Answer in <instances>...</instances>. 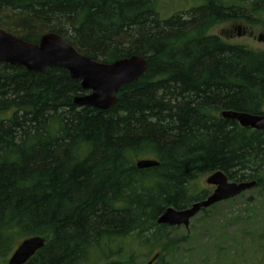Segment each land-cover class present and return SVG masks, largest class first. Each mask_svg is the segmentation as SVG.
<instances>
[{"label":"trees","instance_id":"1","mask_svg":"<svg viewBox=\"0 0 264 264\" xmlns=\"http://www.w3.org/2000/svg\"><path fill=\"white\" fill-rule=\"evenodd\" d=\"M221 1L161 19L154 0H0V29L25 42L52 33L99 63L147 62L105 111L74 105L85 91L62 68L34 74L0 63V260L34 236L45 245L27 264H130V237L166 255L167 226L157 220L209 195L194 189L200 176L220 171L264 192V129L220 116L262 113L264 50L209 33L262 12L264 0L235 11ZM142 159L158 165L138 169Z\"/></svg>","mask_w":264,"mask_h":264},{"label":"water","instance_id":"2","mask_svg":"<svg viewBox=\"0 0 264 264\" xmlns=\"http://www.w3.org/2000/svg\"><path fill=\"white\" fill-rule=\"evenodd\" d=\"M0 63L22 67L34 74L41 73L47 68H62L67 71L71 79L79 81L81 89L87 92L74 97L73 104L101 111L112 108L119 90L138 79L147 66L146 59L141 56L120 59L112 64L98 63L78 53L55 34H45L38 44H30L1 29ZM220 116L223 119L236 121L243 128L254 130L264 128V110L261 115L224 111ZM157 165L158 163L152 160H140L136 163L138 169H148ZM206 182L214 187L209 197L182 211L166 209L158 218L157 224L188 227L190 219L202 209L233 199L256 184L254 181L230 183L222 172L214 173ZM44 243V239L37 236L25 239L12 253L7 264H26L44 246ZM154 260L155 258L146 264H152Z\"/></svg>","mask_w":264,"mask_h":264},{"label":"rangeland","instance_id":"3","mask_svg":"<svg viewBox=\"0 0 264 264\" xmlns=\"http://www.w3.org/2000/svg\"><path fill=\"white\" fill-rule=\"evenodd\" d=\"M234 1L222 0L228 5ZM196 4H200L199 0H154L153 8L161 19H166ZM257 20L264 23V17ZM256 24L255 31L258 34L264 24ZM233 25L231 22L215 25L209 33L226 37L233 32ZM231 42L243 44L252 50H264V43L251 42L242 35ZM209 176L207 173L200 176L195 182L194 189H204L209 191V194L212 193L214 188L206 184ZM261 189L262 187H257L230 201L219 203L215 208L208 209L207 214L197 213L190 220L188 228L182 225L167 227L166 244L170 246L171 252L164 255L162 261L157 264H201V262L259 264V260L262 262L260 258L264 257V253L259 251L264 249V239L263 243L257 241L260 236L264 238V215L260 218V215L264 214V192ZM242 241L245 243L241 246ZM122 245V256L124 260L129 259L130 264H145L148 258L159 253L157 251L160 250L155 247L148 252L136 237L128 238ZM7 259L0 260V264H7ZM122 260L108 262L90 256L85 264H123Z\"/></svg>","mask_w":264,"mask_h":264},{"label":"flooded vegetation","instance_id":"4","mask_svg":"<svg viewBox=\"0 0 264 264\" xmlns=\"http://www.w3.org/2000/svg\"><path fill=\"white\" fill-rule=\"evenodd\" d=\"M197 5L198 4L193 6L192 9L196 8ZM221 5L224 8L229 9L230 11H235L238 9L246 10L247 9L246 7L249 4H248L247 0H235L234 2H230L229 5H227V6L224 5L221 1ZM260 15L264 16V10L262 12H259V13H252L251 17H248V18L237 16V18L230 20L229 22H231L232 24H234V23L237 24V22H238V25H233V29H232L233 32H230L231 34L227 37V39L232 40L234 37H236V35L240 36V34H247L248 36H251L256 41L258 34H257V32L255 33L254 28L257 27L256 23H258V24L260 23V21L257 20V17ZM260 35L264 36L263 33ZM223 40H225V39H223Z\"/></svg>","mask_w":264,"mask_h":264},{"label":"bare ground","instance_id":"5","mask_svg":"<svg viewBox=\"0 0 264 264\" xmlns=\"http://www.w3.org/2000/svg\"><path fill=\"white\" fill-rule=\"evenodd\" d=\"M243 183V182H242Z\"/></svg>","mask_w":264,"mask_h":264}]
</instances>
